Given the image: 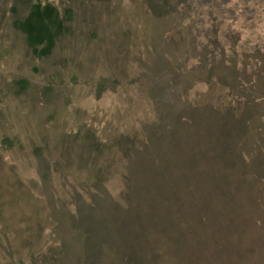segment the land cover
Returning <instances> with one entry per match:
<instances>
[{
	"label": "rangeland",
	"instance_id": "374dc122",
	"mask_svg": "<svg viewBox=\"0 0 264 264\" xmlns=\"http://www.w3.org/2000/svg\"><path fill=\"white\" fill-rule=\"evenodd\" d=\"M210 259L264 264V0H0V264Z\"/></svg>",
	"mask_w": 264,
	"mask_h": 264
},
{
	"label": "trees",
	"instance_id": "16d2710c",
	"mask_svg": "<svg viewBox=\"0 0 264 264\" xmlns=\"http://www.w3.org/2000/svg\"><path fill=\"white\" fill-rule=\"evenodd\" d=\"M183 180H184V177H183ZM185 181V180H184ZM181 187L183 186V182L182 184L180 185ZM198 194H201V192L199 190H195ZM184 192V191H183ZM196 200H199V195L195 198H187L186 195H180L179 198H178V201L180 202V204L182 205V209L185 208L184 204L186 205V203L188 202H191V201H196ZM194 224L192 225V230L194 231V239L198 236H196L197 234V231H196V225H197V222H193ZM198 235V234H197ZM199 239V238H198ZM198 242H200V244L202 243V241L199 239V240H196ZM198 264H202L201 261L198 262ZM206 264H213V262L210 260L207 261Z\"/></svg>",
	"mask_w": 264,
	"mask_h": 264
}]
</instances>
